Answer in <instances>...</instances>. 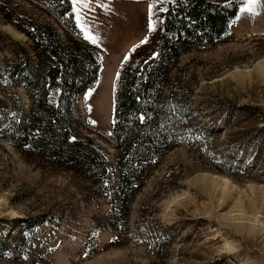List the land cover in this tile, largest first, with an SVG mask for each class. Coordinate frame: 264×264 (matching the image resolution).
Masks as SVG:
<instances>
[{"label":"rangeland","instance_id":"374dc122","mask_svg":"<svg viewBox=\"0 0 264 264\" xmlns=\"http://www.w3.org/2000/svg\"><path fill=\"white\" fill-rule=\"evenodd\" d=\"M5 1L63 35L45 7ZM241 8L226 35L170 70L169 84L193 115L177 126L185 136L143 172L127 224L111 222L104 187L0 141V264H264V0L251 14ZM148 10V0H93L85 15L99 46L79 38L98 49L101 67L91 95L74 98L72 136L98 144L110 169L119 152L110 120L115 77L148 34ZM30 45L0 15V73ZM15 98L24 115L25 92L0 83V116Z\"/></svg>","mask_w":264,"mask_h":264},{"label":"trees","instance_id":"16d2710c","mask_svg":"<svg viewBox=\"0 0 264 264\" xmlns=\"http://www.w3.org/2000/svg\"><path fill=\"white\" fill-rule=\"evenodd\" d=\"M28 1L45 7L64 31L61 35L52 23L34 20L18 4L0 0L2 18L31 44L30 49L20 46L17 59L0 73V83L20 87L28 99L24 115L15 98L12 112L0 116V141L104 187L114 218L111 222L127 224L143 172L155 166L156 155L185 136V129L177 126L193 115L191 101L169 84L170 70L182 54L211 47L226 35L244 2L164 0L160 9L157 0H148L154 31H148L147 43L140 42L129 51V59L117 72L119 79L115 77L110 120L119 152L110 169L98 144L89 138H73L71 131L74 98L99 82L100 53L79 39L70 0ZM166 87L170 91L163 97Z\"/></svg>","mask_w":264,"mask_h":264},{"label":"snow or ice","instance_id":"6c2138e0","mask_svg":"<svg viewBox=\"0 0 264 264\" xmlns=\"http://www.w3.org/2000/svg\"><path fill=\"white\" fill-rule=\"evenodd\" d=\"M163 3L164 0H161ZM93 0H70L71 11L75 17V27L80 31L83 36V39L95 46H99V37L95 35L91 30V25L88 23L86 19V12L91 9ZM258 4V0H247V4L245 7L241 8V12L253 13L254 7ZM98 7H105V5L97 3ZM149 17H148V31H154L153 23H152V5H149ZM147 37L141 41V44L147 43ZM134 50V49H133ZM158 55V54H156ZM156 55L153 56V59L156 58ZM129 59L128 56L124 57V61L126 62ZM119 73H117V79H119ZM88 95H91V90H89ZM88 95L85 96V100L88 99ZM141 122L144 121V117H140ZM115 124V121H114Z\"/></svg>","mask_w":264,"mask_h":264},{"label":"bare ground","instance_id":"6f19581e","mask_svg":"<svg viewBox=\"0 0 264 264\" xmlns=\"http://www.w3.org/2000/svg\"><path fill=\"white\" fill-rule=\"evenodd\" d=\"M13 32H14V31H13ZM13 32H12V33H13ZM14 34H16V33L14 32ZM101 89H102V90L107 89V83H106V81L102 83V87H101ZM102 90H101V91H102ZM101 91H99V94H100ZM99 103H102V102H101V97H100V102H99ZM102 112H103V113L106 112V109H105V110H102Z\"/></svg>","mask_w":264,"mask_h":264}]
</instances>
